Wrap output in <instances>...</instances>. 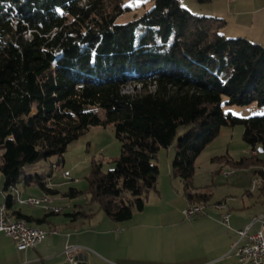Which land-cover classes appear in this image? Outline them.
<instances>
[{
  "label": "trees",
  "instance_id": "obj_1",
  "mask_svg": "<svg viewBox=\"0 0 264 264\" xmlns=\"http://www.w3.org/2000/svg\"><path fill=\"white\" fill-rule=\"evenodd\" d=\"M123 1L0 0L4 189L15 187L29 166L56 156L63 160L67 148L92 128L111 125L121 155L108 172L93 161L85 193L117 223L144 211L148 194L158 188V153L184 126L190 130L178 141L173 169L191 205L212 200L196 188V160L226 126L243 125L244 141L257 155L212 161L258 168L264 181V115L242 118L224 110V104L264 106V46L227 38L226 21L196 15L178 0H156L137 21L119 24ZM127 86L141 89L129 93ZM37 183L52 197L59 193L44 177L37 176ZM83 193L70 188L65 196ZM13 203L9 195V211ZM62 212L35 221L42 225ZM89 212L66 215L78 221Z\"/></svg>",
  "mask_w": 264,
  "mask_h": 264
},
{
  "label": "crops",
  "instance_id": "obj_2",
  "mask_svg": "<svg viewBox=\"0 0 264 264\" xmlns=\"http://www.w3.org/2000/svg\"><path fill=\"white\" fill-rule=\"evenodd\" d=\"M178 1L196 15L226 21L222 33L227 38H244L264 46V0ZM174 151L173 148L168 158V176L163 182L159 181L157 190L148 194L144 211L135 213L125 223H117L105 213L100 215L99 211H103L91 203L90 195L75 198L65 196L68 191L55 188L57 186L53 183V178L49 177L46 179L48 187L59 192L53 195L54 201L64 211L52 214L46 223L39 225L35 219L43 218L46 211L29 206L26 201L32 197H40L45 192L40 186L39 190L33 187L27 190V185H33L30 175H26L20 186L6 190V180L2 175L0 207L6 205L8 196L12 195L14 203L10 211L32 217L33 221L29 225L46 229L48 234L38 247L19 250L12 237L0 233V264H70L66 253L68 247L78 248L71 255L75 258L87 257L88 264H242L236 251L240 231L264 213V202L261 198L260 201H255L251 191L247 192L249 196H236L233 200L223 195L214 200L213 186L216 184V177L221 176L220 182H226L229 179L223 177V171L233 169L224 165L219 170L211 168L203 180L196 170V188L200 192L211 194L212 200L205 205L206 211L203 214L193 220L186 219L183 212L191 203L184 194L183 182L174 175ZM228 151L227 154L230 155ZM245 151L248 154L250 148ZM201 156L202 153L196 162ZM218 156L213 155L212 158ZM230 156L236 160L234 155ZM257 169L251 168L247 172L250 171L256 177ZM71 176L70 173L69 177ZM234 184H242V178L238 177ZM70 188L76 186L71 185ZM246 197H253V200L246 201ZM219 203H226L228 210L216 209L215 205ZM77 210L90 211L91 216L73 221L66 215ZM227 211L231 214L229 225L222 221V215ZM260 227L259 223L254 224L250 233L254 234Z\"/></svg>",
  "mask_w": 264,
  "mask_h": 264
},
{
  "label": "rangeland",
  "instance_id": "obj_3",
  "mask_svg": "<svg viewBox=\"0 0 264 264\" xmlns=\"http://www.w3.org/2000/svg\"><path fill=\"white\" fill-rule=\"evenodd\" d=\"M156 0H124L123 9L124 13L119 17V24H128L135 22L141 17H143L147 12L153 9ZM142 30L137 31V35H140ZM133 86H127L126 91L129 93H136L141 87L134 88ZM227 101V100H226ZM224 110L226 113L231 112L233 115L242 118H251L264 115V106H259L256 103L246 104V105H226L224 104ZM104 115V112H101ZM190 130V127H181L178 130L174 143L168 148H162L158 153L157 164L160 167V179L162 182L168 176L166 174L168 164H169V154L174 148L172 166H174V160L177 154V146L179 139L185 135ZM244 131L245 127L243 125H230L223 127L218 134V136L205 147L202 151V156L196 162L197 173L200 174L201 180L204 179L205 174L209 169L219 170L224 164L214 163L213 155L223 156L227 154L230 150V155H234L236 160H240L242 157L249 155L245 151L250 148L248 144L244 141ZM91 143V146H90ZM262 147L258 146V151L260 152ZM122 152V143L116 137L114 126H108L107 128L94 127L88 133L81 136L79 139L74 141L64 153L63 160L59 157H52L48 160L40 161L33 166L26 168L21 176L19 183L20 186L22 181L26 179V175H30L33 179V185H27V190L33 187V189L39 190V185L37 183V176L44 177L48 179L53 178V183L57 186L55 188L61 191H69L71 185L78 188L81 192H84L80 196H89L85 191L88 187V176L91 172L93 161L101 162L102 169L104 172L113 170L116 167L114 162L116 158L120 157ZM224 153V154H223ZM3 155V150L0 149V158ZM235 171V177L229 179L228 181L220 182V178L216 177V184L213 186V191L215 193L214 200L218 196H225L229 200H233L236 196L241 198L247 195L248 191L253 192L255 196V201L264 202V191H262L264 181L262 180L259 185H255V178L261 177L259 175L252 176L249 172L250 169L243 170L242 168H232ZM66 171L72 174L71 177L67 178L65 176ZM237 174V175H236ZM0 173V177H2ZM240 177L242 178V184H234L235 180ZM4 178V177H3ZM258 187L259 190H258ZM30 193V192H29ZM253 200V197H246V201ZM187 209V208H186ZM185 209V210H186ZM185 210L183 212L186 219L191 220L185 215ZM100 215H104V212H100ZM193 220V219H192Z\"/></svg>",
  "mask_w": 264,
  "mask_h": 264
},
{
  "label": "built area",
  "instance_id": "obj_4",
  "mask_svg": "<svg viewBox=\"0 0 264 264\" xmlns=\"http://www.w3.org/2000/svg\"><path fill=\"white\" fill-rule=\"evenodd\" d=\"M65 176H70V172H66ZM33 207H39V205H33ZM53 208H57V205H53ZM205 211L206 208L204 207H188L185 210V215L192 220ZM222 221L226 225L230 223L228 217H222ZM256 223H259L261 227L259 231L251 234V227ZM0 233H5L12 237L16 241L19 250L38 247L47 235L37 234L33 230L14 225L12 218L5 217L4 205L0 207ZM77 250L78 248L75 247L67 248L66 253L69 256L70 264H80V262L71 255ZM236 251L239 261L242 264H264V215L254 219L250 226L240 231V241L236 244Z\"/></svg>",
  "mask_w": 264,
  "mask_h": 264
},
{
  "label": "bare ground",
  "instance_id": "obj_5",
  "mask_svg": "<svg viewBox=\"0 0 264 264\" xmlns=\"http://www.w3.org/2000/svg\"><path fill=\"white\" fill-rule=\"evenodd\" d=\"M256 155H257V151H254V152H251V153L249 152L248 156H256ZM262 170L264 171V168H262ZM222 174H223V177L225 179H230V178H232L235 175V171L234 170H226V171H223ZM66 177H69V176H66ZM262 180L263 179H261V177L255 178V181H254L255 185H259V183ZM26 203L29 206H32V207H33V205H39V207L43 208L46 212L60 213V212H62L64 210V208L62 206L57 205L55 203V201H54V198L51 195L47 194V193L43 194L40 197L29 198L26 201ZM53 205H57V208H53ZM190 207H204V208H206L205 205H191ZM215 208L219 209V210H228V205L226 203H219V204L215 205ZM4 215L7 218H12V222L16 226H22L25 229L33 230L37 234H48V231L46 229H43L41 227H32V226L29 225V223L26 220L20 219V218H16L15 216H13L11 214V212L9 211L7 205H4ZM263 215H264V213H262L261 215L257 216L256 218L261 217ZM222 217H228V219H230L231 214H230V212L227 211V212H225V214L222 215Z\"/></svg>",
  "mask_w": 264,
  "mask_h": 264
},
{
  "label": "water",
  "instance_id": "obj_6",
  "mask_svg": "<svg viewBox=\"0 0 264 264\" xmlns=\"http://www.w3.org/2000/svg\"><path fill=\"white\" fill-rule=\"evenodd\" d=\"M76 259L80 262V264H88L87 257L80 256V257H77Z\"/></svg>",
  "mask_w": 264,
  "mask_h": 264
}]
</instances>
